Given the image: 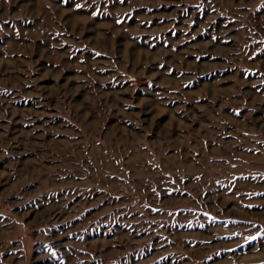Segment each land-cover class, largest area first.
I'll use <instances>...</instances> for the list:
<instances>
[{"label":"rangeland","instance_id":"1","mask_svg":"<svg viewBox=\"0 0 264 264\" xmlns=\"http://www.w3.org/2000/svg\"><path fill=\"white\" fill-rule=\"evenodd\" d=\"M0 264H264V0H0Z\"/></svg>","mask_w":264,"mask_h":264}]
</instances>
